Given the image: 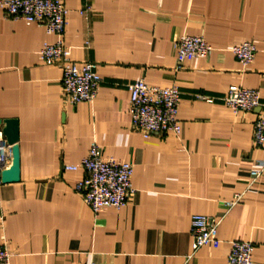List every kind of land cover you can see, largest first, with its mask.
Here are the masks:
<instances>
[{"label":"crops","instance_id":"0c3cea01","mask_svg":"<svg viewBox=\"0 0 264 264\" xmlns=\"http://www.w3.org/2000/svg\"><path fill=\"white\" fill-rule=\"evenodd\" d=\"M66 7L69 59L94 62L102 78L95 100L77 106L64 101L62 66L40 57L58 37L0 9V120H17L20 132V181L4 184L0 169V248L10 263L227 264L232 242L244 241L264 264V151L254 145L264 110V0H66ZM183 36L204 37L212 54L180 58L175 42ZM245 42L257 50L247 67L232 52ZM140 79L180 90V136L145 139L132 129L129 87ZM231 86L259 91L262 108L234 113L222 101ZM93 144L104 158L133 165L136 194L120 210L94 214L75 190L84 171L65 169ZM254 170L263 173L252 184ZM194 215L220 220L218 249L194 253Z\"/></svg>","mask_w":264,"mask_h":264},{"label":"built area","instance_id":"2783aa9c","mask_svg":"<svg viewBox=\"0 0 264 264\" xmlns=\"http://www.w3.org/2000/svg\"><path fill=\"white\" fill-rule=\"evenodd\" d=\"M0 9L6 19L24 21L29 24H41L48 33L58 37L55 44H45L40 50L41 60L48 65L60 64L63 69L62 88L64 101L72 106L93 102L98 94L102 78L97 73V64L84 62L78 64L69 59V50L63 37L69 24V10L66 0H0ZM175 49L180 58L186 60L206 59L213 47L201 36H183L175 42ZM232 52L236 60L247 67L256 58V47L252 42L234 46ZM130 117L132 129L145 139L153 135H164L169 132L176 136L181 134L178 119L181 92L177 87L161 88L148 85L144 79L137 80L129 87ZM208 103L213 99L205 98ZM260 92L239 86H231L222 98L224 104L234 113L253 112L262 108ZM254 145L264 151V110L254 124ZM12 158V147L0 127V169L5 171ZM66 170L81 169L85 176L77 182L75 190L94 214L114 208L120 210L136 194L132 184L134 168L131 163L104 158L99 146L93 144L86 158L75 166H66ZM3 173V172H2ZM263 170L251 172L253 183L262 175ZM243 194L236 195L233 207L243 200ZM193 251L210 247L218 249L221 241L218 238L220 220L204 215L191 218ZM253 243L234 241L231 244L227 264H255ZM11 255L7 248H0V264H11Z\"/></svg>","mask_w":264,"mask_h":264},{"label":"water","instance_id":"95a60500","mask_svg":"<svg viewBox=\"0 0 264 264\" xmlns=\"http://www.w3.org/2000/svg\"><path fill=\"white\" fill-rule=\"evenodd\" d=\"M0 127L7 143L12 147V166L3 171L2 182L4 184L17 183L20 181V132L17 120H0Z\"/></svg>","mask_w":264,"mask_h":264}]
</instances>
